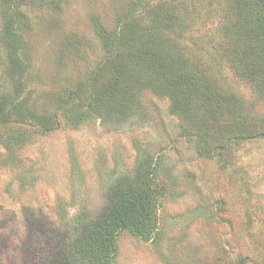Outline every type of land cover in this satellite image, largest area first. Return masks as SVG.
<instances>
[{
  "label": "rangeland",
  "instance_id": "374dc122",
  "mask_svg": "<svg viewBox=\"0 0 264 264\" xmlns=\"http://www.w3.org/2000/svg\"><path fill=\"white\" fill-rule=\"evenodd\" d=\"M138 1L145 0H0V35L9 21L23 33L28 69L11 72L0 39V95L24 80L22 97L32 102L65 98L102 58L99 31L111 33L117 17L138 9ZM210 21L197 32L210 35L216 23ZM227 77L229 90L253 106L252 90ZM58 101L51 103L58 107ZM143 102L146 117L121 126L91 120L70 127L62 120L66 125L42 136L28 120L6 135L17 139L13 147L0 138V264H46L71 217L100 214L115 180L132 178L146 156L159 157L170 194L156 211L150 238L118 233L113 264H229L239 255L264 261V138L235 146L223 166L198 157L180 137L166 98L147 93ZM250 109L245 114L264 126V97Z\"/></svg>",
  "mask_w": 264,
  "mask_h": 264
},
{
  "label": "trees",
  "instance_id": "16d2710c",
  "mask_svg": "<svg viewBox=\"0 0 264 264\" xmlns=\"http://www.w3.org/2000/svg\"><path fill=\"white\" fill-rule=\"evenodd\" d=\"M205 1L197 7L195 0H145L138 1V9H125L111 33L99 31L102 58L65 91V98L32 102L22 97L25 81L14 82L12 91L0 95V138L14 146L17 139L9 141L6 135L28 120L42 136L66 123L75 127L99 120L121 126L146 117L143 96L151 93L168 100L180 137L198 157L217 158L226 166L235 146L264 138L255 114H245L248 108L254 113V104L264 97V0ZM210 19L216 22L210 35L199 34V24ZM17 30L9 21L0 39L8 68L24 73L25 41ZM227 73L252 90L253 106L246 107L229 90ZM57 101L54 107L51 102ZM158 158L146 156L136 163L132 178H117L100 214L71 217L66 236L52 241L46 264H113L120 231L150 238L156 211L170 194ZM229 264L264 261L239 255Z\"/></svg>",
  "mask_w": 264,
  "mask_h": 264
}]
</instances>
